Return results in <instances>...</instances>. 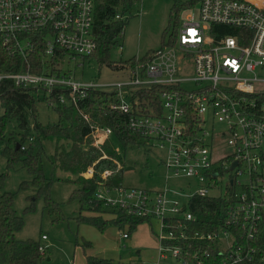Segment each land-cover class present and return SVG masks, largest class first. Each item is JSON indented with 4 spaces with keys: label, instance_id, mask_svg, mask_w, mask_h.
Wrapping results in <instances>:
<instances>
[{
    "label": "built area",
    "instance_id": "1",
    "mask_svg": "<svg viewBox=\"0 0 264 264\" xmlns=\"http://www.w3.org/2000/svg\"><path fill=\"white\" fill-rule=\"evenodd\" d=\"M96 3L0 0L2 47L9 54L27 58L42 45L43 63L40 72L32 71L30 64L24 70L0 71V88L12 79L48 92L55 86H66L81 96L90 87L115 89L111 107L130 114L128 127L150 148L164 153L159 160L166 182L161 190L101 184L95 199L104 206L122 208L129 215L160 221L158 255L152 264H168L164 262L167 250L178 257L176 264H188L180 255L181 248L164 240L188 237L186 223L195 220L188 209L192 197L228 192L235 201L228 211L227 226L207 236L221 239L227 251L223 264L251 260L258 254L264 257V248L252 244L264 220V0H201L194 14L181 19L169 49H156L146 61L137 56L128 65L127 79L108 84L77 81L63 69L64 63L76 56L88 57L97 49ZM115 18L124 17L118 11ZM217 24L223 27H215ZM182 58L192 61L190 75L183 72ZM184 82L196 86L189 90ZM158 83L171 85L160 94L163 111L158 114L153 107L148 113L140 111L131 99L129 86ZM60 100H67L65 94ZM215 121L224 127L216 129ZM111 133L110 127L92 126L98 145ZM216 137L226 138L231 146V151L218 159L213 156ZM93 173L89 167L86 175ZM112 173L106 169L103 177ZM168 217H177L175 226L167 224ZM234 227L239 231H233ZM129 235L123 232L125 238ZM45 248L40 244L41 251Z\"/></svg>",
    "mask_w": 264,
    "mask_h": 264
},
{
    "label": "trees",
    "instance_id": "2",
    "mask_svg": "<svg viewBox=\"0 0 264 264\" xmlns=\"http://www.w3.org/2000/svg\"><path fill=\"white\" fill-rule=\"evenodd\" d=\"M200 1L175 0L171 13L175 12L178 16L182 9L194 6ZM132 2L133 0H97L94 29L98 47L88 57L95 56L101 63L116 65L110 58V52L118 44V38L125 28V20L116 19L115 14L118 11L122 13V5L123 11H126ZM180 22L179 18L174 21L175 28L178 29ZM215 27L223 25L217 24ZM41 51L42 45H39L27 58L12 55L2 47L0 40V71L24 70L30 64L32 71L40 72L43 68ZM155 51L156 49H150L139 59L149 60ZM135 59L136 57L126 59L123 61L124 65H130ZM170 87L171 85L161 83L129 86L135 107L146 113L153 107L158 114L163 111L160 94ZM61 94H65V102L60 100ZM115 96L116 91L113 88L90 87L87 88L86 94L81 96L80 93L73 94L66 86H55L48 92L33 85H19L8 79L0 88V104L3 108L0 114V141L4 144L3 153L8 165L13 166L21 161L33 174L31 182L36 191L43 192L46 207L59 213V204L52 199L48 189L53 178L46 177L40 165L44 150L43 140H56L55 150L49 158L53 171L60 168L76 175L73 182L77 186L70 196L80 203L78 221L104 229L107 222L101 214L113 210L116 214L114 221L123 229L129 225L131 231L138 223L150 219V216L129 215L122 208L104 206L101 201L95 199V191L99 185H123L125 154L120 152V147L114 143L115 140L120 141L124 151L130 144L144 143L142 136L128 127L130 114L111 107ZM41 98L57 111V121L45 124L39 120L37 101ZM84 114H87L88 118H85ZM92 126L110 127L112 133L98 145L92 135ZM89 167L94 169L92 176L86 175ZM106 169H111L113 173L103 177V171ZM7 176L5 172L0 173V264H42L46 253L45 250L41 251L40 241L33 238L19 240L15 237V232L24 224V218L15 207L14 192L4 188ZM234 201L229 192L219 196L195 195L189 201L188 209L193 212L195 220L186 223L188 237L165 239L164 243L179 246L182 251L180 255L188 260V264H223L227 260V251L223 248L221 239L217 236L209 238L207 235L227 226L228 211ZM83 211L99 214L83 215ZM62 216H58L59 221ZM174 218L177 217H168L167 224L175 226ZM233 231H239V228L234 227ZM82 244L90 245L86 241ZM252 244L264 248V220ZM196 254L198 258L195 257ZM86 263L120 264L93 254L86 255ZM233 264H264V257L258 254L251 260L245 259Z\"/></svg>",
    "mask_w": 264,
    "mask_h": 264
},
{
    "label": "rangeland",
    "instance_id": "3",
    "mask_svg": "<svg viewBox=\"0 0 264 264\" xmlns=\"http://www.w3.org/2000/svg\"><path fill=\"white\" fill-rule=\"evenodd\" d=\"M175 0H133L126 11L120 7L125 20L124 33L118 38V44L110 52L114 66L101 63L95 56H76L70 62L63 64V69L69 71L72 77L81 82H98L101 84L115 83L129 77L128 65H124L126 59L142 57L150 49L165 47L169 49L173 39L177 35L174 21L177 18H186L194 14L199 2L194 6L182 9L178 16L171 13ZM185 1V0H182ZM188 8H193L188 12ZM175 32V33H174ZM181 55V53H178ZM185 64V75L192 73V61L182 58ZM124 65V66H123ZM184 85L192 90L195 83L184 82ZM43 93V91H40ZM38 118L47 124L58 119L57 111L48 102L41 98L37 101ZM3 108L0 104V114ZM14 125V123H12ZM216 129L221 130L224 125L215 121ZM211 129L208 126V131ZM206 139V136H204ZM56 140H43V153L40 165L46 177L53 178L49 184V191L54 201L59 204L60 212L50 211L45 204L42 193H38L32 184L33 174L26 166L18 161L13 166L8 165L3 153L4 144L0 141V173L8 174L4 188L14 192L15 207L24 218L23 226L15 232L16 239L23 240L33 238L45 245L46 258L42 264H87L86 255L93 254L100 258L114 260L120 264H150L157 258L159 242L157 235L161 233V223L157 218L150 217L140 222L131 231L129 225L125 228L117 224L113 210L102 213L107 222L104 229H100L90 223L79 222L80 203L71 198V192L77 186L72 172L58 168L53 171L50 156L56 147ZM120 147V152L125 154L126 170L123 176L125 187L146 188L149 190H161L165 185V169L160 162V150L150 148L143 144H130L127 149L121 146L119 140L114 142ZM148 148V150H147ZM214 158L228 154L231 146L226 138H215ZM128 167H131L128 169ZM179 179L180 182H184ZM175 181H172V183ZM178 182H176L177 185ZM175 185V183H174ZM240 186L237 187L239 191ZM99 213L83 211V215H97ZM63 215L59 221L58 216ZM130 235L125 238L123 232ZM48 238H43L42 234ZM89 242V246H83V242ZM79 242V243H78ZM157 248V249H156ZM168 264H176L178 257L172 250H167Z\"/></svg>",
    "mask_w": 264,
    "mask_h": 264
},
{
    "label": "water",
    "instance_id": "4",
    "mask_svg": "<svg viewBox=\"0 0 264 264\" xmlns=\"http://www.w3.org/2000/svg\"><path fill=\"white\" fill-rule=\"evenodd\" d=\"M19 147V144L17 145ZM237 164V161H235L232 165V168ZM131 168V167H128V169Z\"/></svg>",
    "mask_w": 264,
    "mask_h": 264
},
{
    "label": "crops",
    "instance_id": "5",
    "mask_svg": "<svg viewBox=\"0 0 264 264\" xmlns=\"http://www.w3.org/2000/svg\"><path fill=\"white\" fill-rule=\"evenodd\" d=\"M156 249H157V248H156ZM157 250H158V249H157ZM157 255H158V252H157ZM154 260H155V259H154ZM154 260L150 261V264H152Z\"/></svg>",
    "mask_w": 264,
    "mask_h": 264
}]
</instances>
